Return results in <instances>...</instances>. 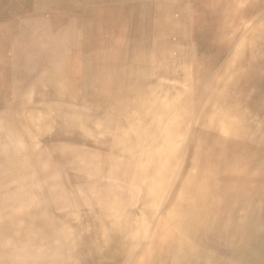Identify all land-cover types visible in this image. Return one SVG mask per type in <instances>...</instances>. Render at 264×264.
<instances>
[{"label": "bare ground", "instance_id": "6f19581e", "mask_svg": "<svg viewBox=\"0 0 264 264\" xmlns=\"http://www.w3.org/2000/svg\"><path fill=\"white\" fill-rule=\"evenodd\" d=\"M52 1L0 0V264H264V0L2 26Z\"/></svg>", "mask_w": 264, "mask_h": 264}, {"label": "crops", "instance_id": "0c3cea01", "mask_svg": "<svg viewBox=\"0 0 264 264\" xmlns=\"http://www.w3.org/2000/svg\"><path fill=\"white\" fill-rule=\"evenodd\" d=\"M56 1V0H53ZM52 1V2H53ZM57 3V1H56ZM71 13V15H68ZM67 16L68 20L82 21V17H80L78 11H63L59 8V4L56 5H46V7H41L36 5L32 10L25 12L23 16H18L17 18L12 19L9 23L15 24H4L3 27L10 26H21L28 28H40L41 23H43V19H49L51 23L54 25L59 23L62 18ZM18 23V24H16ZM45 42H40L41 45H44ZM38 59H34L32 64L37 65ZM30 64V65H32ZM26 66L21 65L20 68L25 69ZM207 248H203L199 251V256L202 258L211 257L213 259L212 263L215 264H254L252 262L247 261L248 258L254 257L255 254L258 253L257 249L248 250L251 255L247 257L243 256L241 250H237L236 248L225 247L215 245L214 247L206 246ZM198 264H208L207 261H201Z\"/></svg>", "mask_w": 264, "mask_h": 264}, {"label": "rangeland", "instance_id": "374dc122", "mask_svg": "<svg viewBox=\"0 0 264 264\" xmlns=\"http://www.w3.org/2000/svg\"><path fill=\"white\" fill-rule=\"evenodd\" d=\"M8 15H9V14H2V15L0 16V18H4V17H6V16H8ZM9 24H15V23H8V25H9ZM16 24H18V23H16ZM10 27L15 28L16 25H15V26H10ZM17 27H19V28H17V29H20L21 31L23 30L21 26L17 25ZM9 44H13V43H12V42H9ZM11 49H12V48H11Z\"/></svg>", "mask_w": 264, "mask_h": 264}]
</instances>
